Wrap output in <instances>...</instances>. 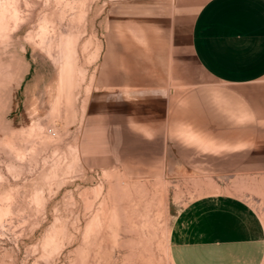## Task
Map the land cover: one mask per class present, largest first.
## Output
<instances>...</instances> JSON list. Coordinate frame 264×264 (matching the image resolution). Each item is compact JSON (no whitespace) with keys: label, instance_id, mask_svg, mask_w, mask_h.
<instances>
[{"label":"rangeland","instance_id":"rangeland-1","mask_svg":"<svg viewBox=\"0 0 264 264\" xmlns=\"http://www.w3.org/2000/svg\"><path fill=\"white\" fill-rule=\"evenodd\" d=\"M108 1L0 0V264H172L170 226L207 193L264 215L254 150L182 141L191 110L176 95L166 109L159 94L148 108L109 93ZM127 106L133 132L118 124Z\"/></svg>","mask_w":264,"mask_h":264},{"label":"crops","instance_id":"crops-1","mask_svg":"<svg viewBox=\"0 0 264 264\" xmlns=\"http://www.w3.org/2000/svg\"><path fill=\"white\" fill-rule=\"evenodd\" d=\"M107 11L113 98L150 108L159 94L169 109L176 95L191 110L182 141L264 159V0H109ZM133 108L118 121L126 131ZM168 249L172 264H264V215L231 193L200 195L175 216Z\"/></svg>","mask_w":264,"mask_h":264},{"label":"bare ground","instance_id":"bare-ground-1","mask_svg":"<svg viewBox=\"0 0 264 264\" xmlns=\"http://www.w3.org/2000/svg\"><path fill=\"white\" fill-rule=\"evenodd\" d=\"M7 6V5H6ZM6 8V7H5ZM9 9V8H8ZM11 10H13V9H11ZM15 10V9H14ZM10 12V11H9ZM6 14V9H4V8H1L0 9V28H3L5 25H6V23H7V21L5 20V15ZM8 14V13H7ZM14 14H15V12H11L10 13V16H13L14 17ZM9 15V14H8ZM16 16V15H15ZM12 17V18H13Z\"/></svg>","mask_w":264,"mask_h":264}]
</instances>
